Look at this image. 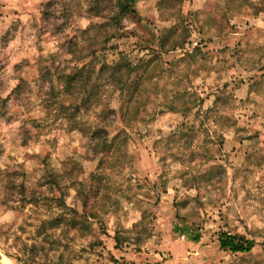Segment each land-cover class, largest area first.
<instances>
[{"label":"rangeland","instance_id":"rangeland-1","mask_svg":"<svg viewBox=\"0 0 264 264\" xmlns=\"http://www.w3.org/2000/svg\"><path fill=\"white\" fill-rule=\"evenodd\" d=\"M93 1L0 0V264H264V0H134L105 50ZM155 56L131 109L57 78Z\"/></svg>","mask_w":264,"mask_h":264},{"label":"trees","instance_id":"trees-1","mask_svg":"<svg viewBox=\"0 0 264 264\" xmlns=\"http://www.w3.org/2000/svg\"><path fill=\"white\" fill-rule=\"evenodd\" d=\"M133 12L134 0H94L91 3L89 13L102 20L106 18L110 21L108 24H105V35L103 36L100 45L102 50L106 49L105 45L112 41V39H116L118 37V34L122 29L121 24L123 17L128 16ZM100 28L104 29V26L102 25ZM159 48L160 51L165 50V44L160 42ZM98 50H100L99 46L95 51H92L87 56L84 53H81V59H88L95 56ZM169 50L170 49H166V51ZM159 59L160 56H155L154 58L147 60L141 59L137 65L133 66L127 58H122L114 65L102 64L97 72L94 64H84L81 68H77L74 73L65 74V71L59 73L57 78L59 82L63 83V93L65 95L69 94V97H72L73 100L80 99V104L82 103L83 105H85L89 99H92L90 98L91 95L94 96V94L86 89V87L94 80V76L95 80L105 79L109 83L115 82L117 84V91H119L121 95H125V91H128V106L129 109H131L133 99L135 98L138 100L142 94L141 92L144 89L145 83L154 78V72L159 64ZM155 61H157V63L152 65ZM53 90L54 86L51 85L50 92ZM72 108L77 113L81 107H78L75 104L66 106L60 104L61 111H67ZM129 109L128 115L130 113ZM138 109L136 114L139 112ZM96 129L81 131L85 136H89L92 147L94 146V153H96L97 149L100 147L102 149L106 147H113L116 137L109 139L107 135L108 132L105 130L106 127L105 129ZM103 135H106L107 137H103ZM197 239L198 237H195V240ZM255 246V241L249 240L242 235L231 234L228 232H222L220 234V249L225 252L233 254L249 253L255 248Z\"/></svg>","mask_w":264,"mask_h":264}]
</instances>
